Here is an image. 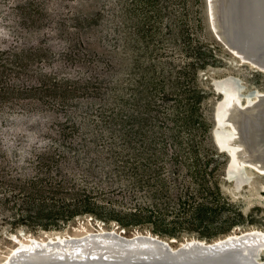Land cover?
Returning a JSON list of instances; mask_svg holds the SVG:
<instances>
[{
    "label": "rangeland",
    "instance_id": "374dc122",
    "mask_svg": "<svg viewBox=\"0 0 264 264\" xmlns=\"http://www.w3.org/2000/svg\"><path fill=\"white\" fill-rule=\"evenodd\" d=\"M0 32V174L40 175L48 165L44 175L69 178L93 200L59 227L0 221V261L20 231L79 234L103 224L180 242L264 230V174L249 167L255 185L236 189L224 178L228 154L212 142L214 80L235 76L244 95L264 90V73L214 40L205 0H0ZM203 35L210 50L200 48ZM22 49L29 73L16 65ZM43 70L60 88L34 89ZM147 98L154 110L142 106ZM177 112L192 119L182 146L171 135ZM184 207L191 212L167 213ZM198 207L210 212L194 216Z\"/></svg>",
    "mask_w": 264,
    "mask_h": 264
},
{
    "label": "bare ground",
    "instance_id": "6f19581e",
    "mask_svg": "<svg viewBox=\"0 0 264 264\" xmlns=\"http://www.w3.org/2000/svg\"><path fill=\"white\" fill-rule=\"evenodd\" d=\"M221 6L224 9L227 6V0H211L210 9L218 29H222L223 24L219 18V13L220 15L222 13ZM246 31L248 35L251 34L250 28L247 27ZM228 44L230 43L228 42ZM234 52L239 51L234 48ZM242 56L246 57L245 55ZM248 60L244 63H249L253 67H257L256 70L264 73V68L260 67V64L252 59ZM219 80L220 86H224H221L224 88V93H220L221 98L219 99L223 102H221L218 109L220 122L218 130L221 131L218 132L220 135L218 139L222 146H227L232 151L234 162L230 164V168L236 169L237 166L242 168L247 166L246 168H249L248 164H250L253 169L252 166H255L264 170V135L260 126L255 124L256 121H261V116H263L264 90L253 89L243 95L237 87L240 84L235 82L237 81L235 76L230 75ZM251 120L253 121L254 132L259 140L256 142V147L251 142H247V138L239 127L240 124L245 126L246 136L248 137V122ZM222 136L224 139L221 138ZM228 159H231L229 154ZM251 173L250 171L248 173H238L235 179V188L240 190V188L246 186L243 185L245 180L250 177L253 179L254 174L258 175L257 173ZM248 185L252 184L249 183ZM119 229L121 228L117 225L108 229L102 224L97 229L94 227V229L85 230L79 234L55 232L53 234L48 233L42 238L26 235L25 232V237L13 233L15 245L1 259L0 264L128 263L136 260H150V257L154 255L161 257L173 255L181 258L188 256L192 259L200 258L210 251H214L217 246L223 251V254L237 253L241 255V253H244L252 255L255 251L262 250L261 257L256 258L255 261L258 264H264V230L260 228L253 227L240 231H237L238 228H236L206 242L205 239L197 237L186 238V240L179 242V240L172 237L173 242H178L175 245L167 243L165 238L148 231L136 230L133 233H128L126 229L124 231H119ZM144 239H153L165 244L171 250V254L163 253L158 246L150 247ZM196 245L200 246L199 249L195 248ZM196 264L228 263L200 262Z\"/></svg>",
    "mask_w": 264,
    "mask_h": 264
},
{
    "label": "trees",
    "instance_id": "16d2710c",
    "mask_svg": "<svg viewBox=\"0 0 264 264\" xmlns=\"http://www.w3.org/2000/svg\"><path fill=\"white\" fill-rule=\"evenodd\" d=\"M0 34H2V32H0ZM199 43L200 48L210 50V43L208 42L206 35L202 36ZM181 47L184 46L181 45ZM3 49L4 48H0V55L7 52V49ZM179 49L187 52L190 50L186 47L180 48V46ZM26 51L27 50L23 49L18 50L19 53L15 52L14 56L19 61H17L16 64L18 69H21L24 66L26 72L28 71L27 73H29L28 65L20 58V54H23ZM201 61L202 62H198V64L204 65V63H207L205 60ZM42 72L44 73L43 76L45 79L41 81L39 87L34 88L35 90L45 89L49 91L60 88L61 82L59 83L57 80L55 82L49 80L50 73L45 74L46 72H44V70ZM22 73H25V71ZM69 81H71L70 78L63 79L64 84H68ZM198 92H203V89H201V91L198 89ZM186 98L188 103L191 98H189L188 92ZM142 103V106H144L145 109L154 110L152 98H150V100L147 98ZM172 117L173 118H171V120L174 123V126L171 128L172 139L176 142V144L182 146L184 145L183 132L189 129L190 123L192 122L191 113L177 112L174 113ZM155 127L158 128L157 126ZM160 128V131H163V126H160ZM204 140L209 144V138L207 135L204 137ZM217 156L220 155L218 154ZM1 168L2 167L0 166V170ZM42 168H44V170H42L40 175L22 174L21 176H13L6 172L0 174V221L5 222V224L11 227H17L23 224L39 225L44 228L53 226L59 227L61 224L74 219L78 214L90 211V207L93 203L91 196L77 190H71V187L74 184H70L71 181L68 180L69 178L57 180L51 176L48 165H42ZM46 172L50 174H47V176L44 175ZM211 188L219 190L218 182L216 181L213 183ZM213 210L214 209H212V211ZM190 212L191 209L184 207L183 209L176 211L171 210L167 213L184 215ZM209 212V208L204 207L195 208L193 211L195 214L194 216L197 217H202V215L205 216Z\"/></svg>",
    "mask_w": 264,
    "mask_h": 264
},
{
    "label": "water",
    "instance_id": "95a60500",
    "mask_svg": "<svg viewBox=\"0 0 264 264\" xmlns=\"http://www.w3.org/2000/svg\"><path fill=\"white\" fill-rule=\"evenodd\" d=\"M215 1V0H212ZM206 3V15H207V25L209 32L211 33L214 40L223 46L225 50H227L232 55L234 54L235 60L239 63L243 64L245 61H249L248 59L254 60L256 63L260 64L259 66L264 68V0H227V6L222 9V13L219 18L221 19L222 29H218L213 20L212 10L210 9L211 0H205ZM224 10V11H223ZM250 28L251 34L248 35L246 29ZM222 33L223 35H221ZM225 36V37H224ZM228 42L230 44H228ZM234 48H236L239 52H234ZM245 55L246 57L242 56ZM253 68V67H252ZM257 68V67H254ZM253 68V69H254ZM228 78V77H227ZM213 88L215 91L220 94L224 93L223 85L220 86V80H214ZM221 97V94H220ZM223 101H216L213 109V129H212V142L213 144L220 150L221 152L226 151L231 159L228 161L225 167V175L226 179H236L238 173H248L250 169L245 167L237 166L236 169L231 167L230 164L234 162V158L232 157V151L227 146H222L219 142L220 135L218 132V127L220 126L219 122V106ZM264 111V110H263ZM254 121L255 119L252 118ZM258 126H260L261 131L264 135V112L263 116H261V121H256ZM243 131V135L247 138V142H251L253 146H257V135L254 132L253 121L248 122V137L246 136V128L243 124L239 126ZM262 134V133H261ZM219 135V136H218ZM221 138L224 139L222 136ZM255 146V147H256ZM260 155V154H259ZM237 158V157H235ZM238 165V164H237ZM250 167L251 165L248 164ZM254 169L259 173H264V170L260 168ZM242 168V169H239ZM251 172L255 173L251 170ZM254 184V180L252 177L245 180L243 185ZM119 231H124V228L119 229ZM146 232V231H145ZM133 233V232H132ZM20 234H24V231H20ZM46 236V234L44 235ZM41 236L40 238L44 237ZM14 238V236H12ZM167 243L173 244L174 242L171 238H165ZM150 247L158 246L162 252L171 254V250L168 246L163 243H159L154 241L153 239H144ZM186 240V238H185ZM205 242L207 239L204 240ZM199 245H196L195 248L199 249ZM262 254V250L255 251L252 255L241 253H227L223 254V251L219 249V247H215L214 251H210L209 253L201 256L200 258H192L190 259L188 256L181 258L179 256L169 255L166 257L161 256H152L150 260H136L128 263H96V264H196L200 262H224L228 264H258L255 259L260 258Z\"/></svg>",
    "mask_w": 264,
    "mask_h": 264
}]
</instances>
